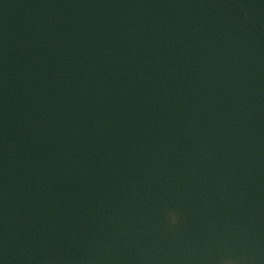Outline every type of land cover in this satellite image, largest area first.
I'll return each instance as SVG.
<instances>
[{
  "label": "water",
  "instance_id": "1",
  "mask_svg": "<svg viewBox=\"0 0 264 264\" xmlns=\"http://www.w3.org/2000/svg\"><path fill=\"white\" fill-rule=\"evenodd\" d=\"M0 264H264V0H0Z\"/></svg>",
  "mask_w": 264,
  "mask_h": 264
},
{
  "label": "clouds",
  "instance_id": "2",
  "mask_svg": "<svg viewBox=\"0 0 264 264\" xmlns=\"http://www.w3.org/2000/svg\"><path fill=\"white\" fill-rule=\"evenodd\" d=\"M171 219H172L173 221H175V219H176L175 213H172V214H171Z\"/></svg>",
  "mask_w": 264,
  "mask_h": 264
}]
</instances>
